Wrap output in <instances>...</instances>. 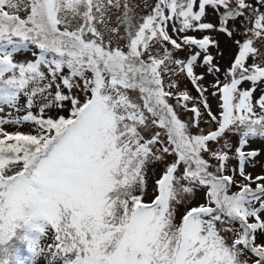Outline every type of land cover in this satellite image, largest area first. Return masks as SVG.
<instances>
[{
	"label": "snow or ice",
	"instance_id": "1",
	"mask_svg": "<svg viewBox=\"0 0 264 264\" xmlns=\"http://www.w3.org/2000/svg\"><path fill=\"white\" fill-rule=\"evenodd\" d=\"M217 36L236 48L223 80ZM177 73L195 97L174 79L165 88ZM174 95L196 127L202 107L215 129L193 135ZM23 124L33 131L5 128ZM229 135L243 182L226 174ZM256 137L264 138V0H0V264H242L245 249L264 264V243H255L264 175L245 173L261 154L244 150ZM197 192L204 202L176 224Z\"/></svg>",
	"mask_w": 264,
	"mask_h": 264
},
{
	"label": "rangeland",
	"instance_id": "2",
	"mask_svg": "<svg viewBox=\"0 0 264 264\" xmlns=\"http://www.w3.org/2000/svg\"><path fill=\"white\" fill-rule=\"evenodd\" d=\"M150 2L154 3L155 0H150ZM254 2V0H253ZM145 12L149 11L148 9H144ZM114 17H113V21H114V27L117 26V20H116V15L118 13H113ZM21 15L24 16V13L21 12ZM207 20H210L211 22H215V15L211 12V10L209 9V14L207 17ZM237 24H239V21H237ZM170 34L173 35L174 38H176V35L174 33ZM189 35H196L199 36L200 33H196V32H189ZM218 40H220V45H221V49L225 52V57L223 60H220L219 63L221 65V73L219 74L220 79L223 80V70L225 68H227L230 64L231 59L234 56V53L236 51V48L234 45L231 44L230 41H226L224 38L217 36L216 37ZM235 39H242V36L240 34H237ZM34 48V46H31ZM28 51V50H25ZM212 53L215 54V49H212ZM185 53L180 52L177 54L176 58H184ZM251 62V61H249ZM196 71L198 73L203 71V68H197ZM177 80L180 86V89L182 90H186L188 91L193 97H195L197 95L196 90L194 88V86L189 83L187 80L184 79V77L177 73L175 76L172 75H167L165 78V88L167 89L168 87V82L169 80ZM213 82V77L212 76H206L204 83V87L208 88V93H206L205 95L208 98V103L210 105L211 111L213 112V114H218L219 112V108H218V104H219V99L218 97H213L210 95V93L213 91V89L211 88V83ZM249 85L247 83H245L243 85V87L247 88ZM173 91H175L173 89ZM260 93L259 91L256 93V95L258 96ZM169 102L172 103L175 108L178 110L179 112V116L182 120L186 121V122H191L192 127L190 128V131L193 135L196 134H201V133H206L210 130H214L216 125L214 123H211L209 121V118L207 116V113L203 110V108L201 107V116H200V122H199V127H196V117L193 113H191L188 109L183 107V101H181L180 104H177V97L174 95L172 97L169 98ZM192 106L191 103L188 104V108H190ZM8 112H11L12 116H17L18 114L15 111H11L10 109H8L5 106V114H7ZM64 115H67V113H61ZM5 128L7 131L9 132H14V131H20L23 133H29L33 131V127L30 124H23L19 127H13V126H9V125H5ZM237 137L233 136V135H229L228 137V143L232 146L231 150H229V155L230 157H233L232 159H230L228 161V171L226 172V174H233L235 179L237 181L243 182L242 181V177L239 176L238 170L235 171V173H233V169L237 168V161L234 158L235 157V147L237 146ZM213 147L219 149L220 145L213 143ZM259 150L260 151V155L258 157H256L254 159V161L252 162V164H249L245 167V173L246 174H250L253 178H255L258 175H264V138H251L249 144L245 147V151H250V150ZM169 159H172L171 157ZM210 163L213 166H216L218 164V162L216 160H210ZM163 169V165H156L153 168L150 169L149 173H148V182H147V189H146V195L144 197L145 202H151V200L154 198V192L153 189L155 187V180L158 179L160 177L161 171ZM253 187H255V184L252 185ZM238 189L233 187L232 191H237ZM204 202V194L203 192H197L195 197L191 200V202L188 205H181L178 207L177 212H176V219H175V223L179 224L181 222L182 219V214L185 212L186 207H191V206H197L199 203H203ZM230 223V221H229ZM228 237V243L231 244L232 240L234 239V237L231 234H226ZM256 244H262L264 243V234L260 233L259 231L256 234V240H255ZM240 261L243 262L247 261V264H254L255 260L257 259L254 254H252L249 250L245 249L244 250V254L241 255L239 257ZM27 264H30V262L26 261ZM38 264H42V261H38Z\"/></svg>",
	"mask_w": 264,
	"mask_h": 264
},
{
	"label": "trees",
	"instance_id": "3",
	"mask_svg": "<svg viewBox=\"0 0 264 264\" xmlns=\"http://www.w3.org/2000/svg\"><path fill=\"white\" fill-rule=\"evenodd\" d=\"M22 254H23L24 256L29 255V254L26 253V251H24ZM10 264H16L15 258H10ZM26 264H27V263H26Z\"/></svg>",
	"mask_w": 264,
	"mask_h": 264
},
{
	"label": "flooded vegetation",
	"instance_id": "4",
	"mask_svg": "<svg viewBox=\"0 0 264 264\" xmlns=\"http://www.w3.org/2000/svg\"><path fill=\"white\" fill-rule=\"evenodd\" d=\"M113 17H114V14H112V18H111V22H110V26H112V27H114Z\"/></svg>",
	"mask_w": 264,
	"mask_h": 264
}]
</instances>
